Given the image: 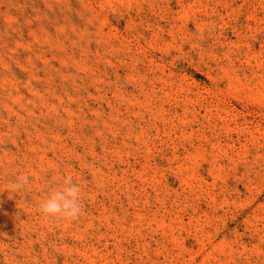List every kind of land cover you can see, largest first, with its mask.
<instances>
[{
    "label": "rangeland",
    "instance_id": "1",
    "mask_svg": "<svg viewBox=\"0 0 264 264\" xmlns=\"http://www.w3.org/2000/svg\"><path fill=\"white\" fill-rule=\"evenodd\" d=\"M0 264H264V0H0Z\"/></svg>",
    "mask_w": 264,
    "mask_h": 264
},
{
    "label": "clouds",
    "instance_id": "2",
    "mask_svg": "<svg viewBox=\"0 0 264 264\" xmlns=\"http://www.w3.org/2000/svg\"><path fill=\"white\" fill-rule=\"evenodd\" d=\"M26 180L27 177L18 178L14 187H22ZM37 207L39 213L46 218H75L80 213L79 188L68 179L59 187L50 189Z\"/></svg>",
    "mask_w": 264,
    "mask_h": 264
}]
</instances>
